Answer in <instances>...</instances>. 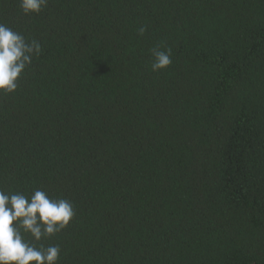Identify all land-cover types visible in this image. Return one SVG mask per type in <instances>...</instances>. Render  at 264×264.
<instances>
[{
    "label": "trees",
    "instance_id": "obj_1",
    "mask_svg": "<svg viewBox=\"0 0 264 264\" xmlns=\"http://www.w3.org/2000/svg\"><path fill=\"white\" fill-rule=\"evenodd\" d=\"M0 23L41 47L0 93V190L72 203L57 264H264V0H0Z\"/></svg>",
    "mask_w": 264,
    "mask_h": 264
},
{
    "label": "clouds",
    "instance_id": "obj_2",
    "mask_svg": "<svg viewBox=\"0 0 264 264\" xmlns=\"http://www.w3.org/2000/svg\"><path fill=\"white\" fill-rule=\"evenodd\" d=\"M48 0H19L25 15L36 14ZM145 29L141 27L142 35ZM41 51L36 40H27L20 32L0 23V93H13L17 80ZM153 72L171 63L170 50L153 49ZM75 215L73 205L64 198H52L42 189L30 196L0 190V264H57L59 245L45 246L43 241L63 230Z\"/></svg>",
    "mask_w": 264,
    "mask_h": 264
}]
</instances>
